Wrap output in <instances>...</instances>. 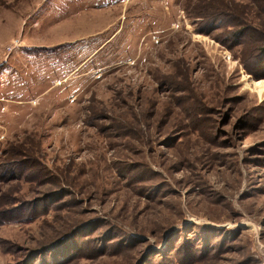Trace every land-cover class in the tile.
Here are the masks:
<instances>
[{
    "label": "rangeland",
    "instance_id": "rangeland-1",
    "mask_svg": "<svg viewBox=\"0 0 264 264\" xmlns=\"http://www.w3.org/2000/svg\"><path fill=\"white\" fill-rule=\"evenodd\" d=\"M0 264H264V0H0Z\"/></svg>",
    "mask_w": 264,
    "mask_h": 264
},
{
    "label": "trees",
    "instance_id": "trees-1",
    "mask_svg": "<svg viewBox=\"0 0 264 264\" xmlns=\"http://www.w3.org/2000/svg\"><path fill=\"white\" fill-rule=\"evenodd\" d=\"M0 149H1V147H0Z\"/></svg>",
    "mask_w": 264,
    "mask_h": 264
}]
</instances>
